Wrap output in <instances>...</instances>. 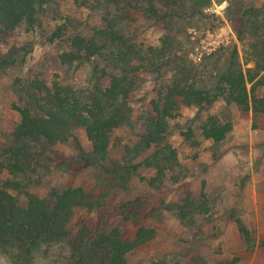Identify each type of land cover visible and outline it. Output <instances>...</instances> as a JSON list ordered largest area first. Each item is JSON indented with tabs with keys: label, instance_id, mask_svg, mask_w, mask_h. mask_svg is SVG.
Here are the masks:
<instances>
[{
	"label": "rangeland",
	"instance_id": "obj_1",
	"mask_svg": "<svg viewBox=\"0 0 264 264\" xmlns=\"http://www.w3.org/2000/svg\"><path fill=\"white\" fill-rule=\"evenodd\" d=\"M244 2L264 7V0ZM103 5L109 6L108 12ZM123 5L115 1L106 4L105 0H46L32 26L20 23L2 35L0 55L11 54L15 62L0 68V151L10 143L12 131L21 118L14 107L27 105L33 112L42 113L47 109V90H52L55 82L70 86L82 112L90 108L99 88L110 85L111 75L120 69L108 62L104 52L87 55L85 50H78L72 45V37L79 34L86 39L96 37L98 29L113 19L116 10L119 15L124 14ZM227 6V0H213L204 9L202 18L182 22L189 38H183L182 46L176 47L186 63L194 64L201 72L212 53H215L213 57H221L217 64L220 66L232 45L237 46L243 67L253 66L252 62L244 64L246 26L240 19H227ZM130 13L132 18L121 19L124 40L143 50L158 45L165 30L163 22L148 19L141 9H132ZM58 28L60 35L52 37ZM240 33L243 40L239 39ZM245 49L246 53H252L250 46ZM66 52L76 57L63 60ZM134 63L139 68L136 72L128 69L129 91L123 97L128 120L113 131L107 158L97 159L104 161V166L83 154L90 153L92 145L85 129L76 127L74 136L66 143H35L34 160L26 173L13 175L0 169V187L13 194L21 206L28 203L29 194L49 198L53 189L81 187L92 193L98 200L96 206L73 209L67 224L72 236L83 222L91 227L93 234L116 227L123 238L131 239L140 226L152 227L154 236L126 254L128 264H264V236L260 237L255 225L240 217L234 208L218 213L214 199L229 202L237 197L248 198L253 182L258 197L264 200V114L254 120L251 112L242 113L234 103L226 104L221 98L197 112L196 107L176 97L177 114L167 119L168 133L164 140L175 150V159L171 157L172 166L164 169L161 185L151 186L149 179L156 174V167L149 164L154 162L153 153L161 146L152 144L139 149L137 143L147 129L149 117L156 115L154 102L163 105L160 99L171 82L172 71L167 64L153 70L146 59ZM257 94L264 95V86L257 88ZM208 114H215L232 125L227 138L218 145H212L201 135L199 125ZM234 127L240 128L238 134H232ZM188 129L192 133L186 140L181 133ZM250 132L260 139L253 145L248 142ZM249 146L256 153V156L252 154L253 173L216 174L215 161L226 151L240 158ZM169 151L163 150L165 154ZM107 165L113 173L107 170ZM221 184L228 185L224 192L217 188ZM171 192V198L166 200ZM189 193L199 198L204 193L209 212H200L194 206L193 213L181 219L176 206L182 205ZM162 209L166 211L164 214ZM262 223L264 228V220ZM170 230L175 231L172 238L167 236ZM223 232L228 235L220 236ZM255 247L259 254L252 253ZM75 254L65 241L43 243L35 264H79ZM0 264L12 263L0 253Z\"/></svg>",
	"mask_w": 264,
	"mask_h": 264
},
{
	"label": "trees",
	"instance_id": "obj_2",
	"mask_svg": "<svg viewBox=\"0 0 264 264\" xmlns=\"http://www.w3.org/2000/svg\"><path fill=\"white\" fill-rule=\"evenodd\" d=\"M105 1L106 4L110 1L117 4L122 2L125 6L124 14L119 15L116 10L113 19H109L104 28L98 29L96 37L86 39L81 34L75 35L72 37V45L78 50H85L87 55L106 53L108 62H112L120 72L111 75L108 87L98 89L86 112H82L77 105L70 86L60 82H55L53 89L47 90V109L42 113L33 112L27 105L14 107L21 118L12 131L10 143L0 151V169H6L13 175L26 173L34 160L35 143H66L74 136L76 127L85 129L92 145L91 152L83 154L104 166V161L97 159L107 158L113 131L128 120L123 109L126 105L123 97L129 91L126 83L128 69L136 72L139 68L135 60L150 61V68L156 71L167 64L169 71H172L171 82L166 87L164 97L160 99L163 105L154 102L156 115L149 117L147 129L137 143L139 149L149 148L152 144L161 146L159 151L153 153L156 159L149 164L156 167V174L149 179L151 186L161 185L164 169L172 166L171 157L175 159V150L164 140L168 133L167 119L177 114L176 97H180L184 104L196 107L197 112L211 107L221 98L226 104L234 103L242 113L251 112L254 120L257 115L264 114V95L257 94V88L264 86V7L247 5L244 0H227V19H240L242 25L246 26L248 39L244 42V64L252 62L253 66L244 68L237 46L232 45L220 66L217 64L221 57H213L215 53H212L201 72L194 64L186 63L180 48L176 46H182L183 38H189L182 22L193 17L202 18L204 9L213 0ZM45 2L0 0V40L7 30L20 23L32 26ZM103 6L108 12L109 6ZM132 9H141L148 19L163 22L165 30L159 37L158 45L143 50L124 40L121 19L132 18L129 17ZM60 32L58 28L52 37L59 36ZM239 39L243 40L241 33ZM247 46L252 48V53H246ZM10 55H0V68L15 62ZM68 56L76 57L74 53L66 52L62 55L63 60ZM199 128L204 139L210 140L212 145H218L227 138L232 125L230 121H221L215 114H208ZM191 133L188 129L181 134L188 140ZM166 149H170L167 153L169 157L163 152ZM106 168L110 173L114 172L109 165ZM204 196V193L200 198L187 194L184 203L176 206L180 218L183 219L189 212L193 213L194 206H197L196 210L208 213L210 207H207ZM97 201L92 193L81 187H66L62 190L53 189L49 198L29 194L28 203L21 206L13 194L0 187V253L7 256L12 264H35L43 243L61 240L76 251L79 264H128V251L151 239L155 230L140 226L131 239L123 238L116 227L93 234L91 227L83 222L72 236L67 224L73 209L91 208L98 204Z\"/></svg>",
	"mask_w": 264,
	"mask_h": 264
},
{
	"label": "crops",
	"instance_id": "obj_3",
	"mask_svg": "<svg viewBox=\"0 0 264 264\" xmlns=\"http://www.w3.org/2000/svg\"><path fill=\"white\" fill-rule=\"evenodd\" d=\"M240 132L239 127H234V131H232V134H238ZM249 139L248 142L250 145L257 143L260 139H258L253 133L250 132L249 134ZM264 137V135L262 136ZM251 146H249V149L246 151V153L241 154L240 158L237 157L232 151H226L224 155H222L220 158H218L215 161V166H216V174L218 175H225L226 173L232 172L234 174L238 173H248L252 172L253 173V161H252V154L256 156V153L251 151ZM238 152V150H236ZM244 152V151H243ZM247 154V155H246ZM261 157V156H260ZM259 157V158H260ZM246 158V160L244 159ZM255 158V157H254ZM254 180V177H253ZM228 185H219L217 188L222 190L224 192L225 189H227ZM249 197L248 198H236V200H231L229 202H225V200H220L218 198H214L216 201V211L218 213L222 214L223 211H226L228 209L234 208L238 213L240 217H243L245 221H250L253 226L255 225L256 232L260 233V237H263L264 234V228H263V223L262 221L264 220V203L262 198L258 197L257 192H256V184L252 182L249 187ZM173 193H169L167 196L168 198L166 200H169L171 198V195ZM165 213V209H162V213ZM163 213V214H164ZM174 230H170L167 236L169 238L173 237ZM263 234V235H262ZM228 233L223 232V235L226 237ZM218 236L217 238H219ZM250 248L249 250H251ZM255 250L252 253H260L258 248L255 247ZM251 262L255 260V257H251Z\"/></svg>",
	"mask_w": 264,
	"mask_h": 264
}]
</instances>
